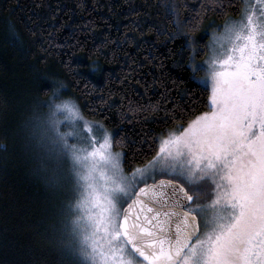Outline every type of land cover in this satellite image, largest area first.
Returning a JSON list of instances; mask_svg holds the SVG:
<instances>
[{
  "label": "trees",
  "instance_id": "1",
  "mask_svg": "<svg viewBox=\"0 0 264 264\" xmlns=\"http://www.w3.org/2000/svg\"><path fill=\"white\" fill-rule=\"evenodd\" d=\"M222 6L218 14L209 0H0V264H86L69 220L21 152L26 106L65 81L63 96L111 133L130 173L155 154L143 141L209 110V89L190 63L204 59L210 36L241 15L243 0ZM163 85L164 107L174 103L177 119L129 111V101L159 100Z\"/></svg>",
  "mask_w": 264,
  "mask_h": 264
},
{
  "label": "snow or ice",
  "instance_id": "2",
  "mask_svg": "<svg viewBox=\"0 0 264 264\" xmlns=\"http://www.w3.org/2000/svg\"><path fill=\"white\" fill-rule=\"evenodd\" d=\"M209 2L224 11L223 0ZM205 63L206 70L190 67L206 71L210 110L143 141L155 154L130 173L102 124L98 138L84 121L82 137L80 108L57 105L79 122L77 132L62 136L83 141L70 147L79 165L86 264H264V0H245L241 18L213 37ZM163 86L159 100L129 101V111L164 110L177 119L174 103L164 107Z\"/></svg>",
  "mask_w": 264,
  "mask_h": 264
},
{
  "label": "rangeland",
  "instance_id": "3",
  "mask_svg": "<svg viewBox=\"0 0 264 264\" xmlns=\"http://www.w3.org/2000/svg\"><path fill=\"white\" fill-rule=\"evenodd\" d=\"M251 2H255V0H251ZM244 7L245 0H243V9ZM240 18L241 15L226 22L237 21ZM226 22L217 32L210 36L207 53L204 59L198 63L205 70L207 69L205 61L209 57V46L213 43V37L219 35V32L223 30ZM205 78L206 71H200L199 82L201 83ZM204 85L208 87L210 93V84ZM54 92L49 95L46 101L36 103L33 106L32 101L31 105L26 106L19 129V133L23 135L20 148L22 154L30 161L31 171L34 176L43 183L47 191L49 190L51 198L60 206V210H62L61 218L69 220L71 234L83 246L85 224L77 207V201L80 197L77 175L79 165L73 160L70 147L72 144H78L83 141L77 135L71 137L62 136L63 133L70 131L73 133L77 132L79 122L72 121L65 110L57 108V105L65 102L72 103L71 100L66 101L64 99L63 89L58 94L54 95ZM82 117L83 120L80 121L79 126L82 137L88 135L83 127L84 121L91 122L93 132L98 138L102 137L103 130H106L111 136L107 129L103 127V130H101L98 127L99 122L86 119L83 115ZM65 139L68 141L67 146L65 145ZM112 151L119 152L113 149Z\"/></svg>",
  "mask_w": 264,
  "mask_h": 264
},
{
  "label": "clouds",
  "instance_id": "4",
  "mask_svg": "<svg viewBox=\"0 0 264 264\" xmlns=\"http://www.w3.org/2000/svg\"><path fill=\"white\" fill-rule=\"evenodd\" d=\"M10 30L13 31V32H15V28H14V26H11V25H10ZM57 84H58V87H57L58 89H63V88H66V87H67L66 82L63 81V80H58V81H57ZM64 99H65L66 101L71 100L72 103L78 107V104L76 103V101L74 100V98H71V97H65Z\"/></svg>",
  "mask_w": 264,
  "mask_h": 264
}]
</instances>
